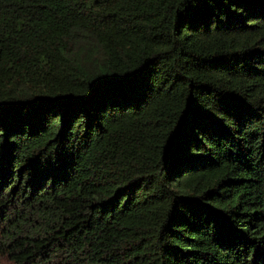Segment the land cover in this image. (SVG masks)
Returning <instances> with one entry per match:
<instances>
[{
	"label": "trees",
	"instance_id": "obj_1",
	"mask_svg": "<svg viewBox=\"0 0 264 264\" xmlns=\"http://www.w3.org/2000/svg\"><path fill=\"white\" fill-rule=\"evenodd\" d=\"M6 264H264V0H0Z\"/></svg>",
	"mask_w": 264,
	"mask_h": 264
},
{
	"label": "rangeland",
	"instance_id": "obj_2",
	"mask_svg": "<svg viewBox=\"0 0 264 264\" xmlns=\"http://www.w3.org/2000/svg\"><path fill=\"white\" fill-rule=\"evenodd\" d=\"M0 264H6V263H5V258H1V257H0Z\"/></svg>",
	"mask_w": 264,
	"mask_h": 264
}]
</instances>
